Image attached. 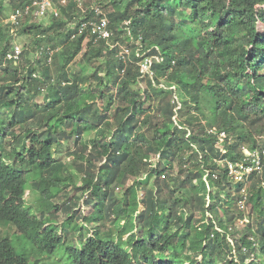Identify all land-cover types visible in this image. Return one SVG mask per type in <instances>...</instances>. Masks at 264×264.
Instances as JSON below:
<instances>
[{
  "label": "trees",
  "instance_id": "trees-1",
  "mask_svg": "<svg viewBox=\"0 0 264 264\" xmlns=\"http://www.w3.org/2000/svg\"><path fill=\"white\" fill-rule=\"evenodd\" d=\"M30 1L0 0V225L13 226L35 257L2 238L0 264H57L50 258L61 249L66 264H264V157L243 210L244 184L216 163L239 160L243 147L264 150V0H109L119 7L107 14L110 43L130 55L122 64L119 47L90 40L84 57L99 63L91 77L67 72L84 41L70 39L75 31L67 26L80 13L68 3L48 26L24 23L14 31L34 36L36 50L55 51L60 38L57 80L44 56L40 76L28 61L20 66L25 51L17 62L5 60L13 36L5 12ZM144 57L157 58L152 78L139 71ZM97 99L106 101L103 113L92 110ZM154 100L155 109L145 108ZM213 128L226 134L224 154L206 133ZM70 142L65 164L61 149ZM28 188L37 206L25 202ZM67 188L80 196L53 204L65 213L58 227L43 205ZM80 204L92 212L78 223ZM103 220L115 230L102 232ZM90 224L94 230L74 243Z\"/></svg>",
  "mask_w": 264,
  "mask_h": 264
},
{
  "label": "built area",
  "instance_id": "built-area-1",
  "mask_svg": "<svg viewBox=\"0 0 264 264\" xmlns=\"http://www.w3.org/2000/svg\"><path fill=\"white\" fill-rule=\"evenodd\" d=\"M68 3L75 5V8L80 13V18L77 24L71 25V30L75 32L70 37L71 40L77 37H84V42L93 40V42L102 41L110 49L119 47V50L115 53V57L122 64H125L130 55L129 49L123 46H119L118 43H110L113 34L109 29V19L107 14L103 12V9L99 5L85 6L84 0H31L29 3L13 10L8 18L7 23L10 24V33L14 34V31L22 24H30L35 20L46 18L48 15L52 18L60 17V7L66 6ZM57 4V6H55ZM87 15L89 17H87ZM125 22L124 25H127ZM129 36V32H127ZM40 56L45 57L46 64H51L55 51L48 47H41L39 50ZM22 54V48L16 44H12L9 51L6 52L5 60L11 62H17L20 60ZM157 60L156 57H144L138 62L139 71L144 76L152 78L153 72L150 67L153 60ZM123 69L121 70V73ZM170 90H175V87H170ZM176 97V96H175ZM172 102L176 103L177 108H180L178 99H173ZM207 134L215 135L218 139L216 148L224 154L222 143L226 138L225 132H218L214 128L206 130ZM264 157V150L250 151L247 147L242 148V157L236 161H229L227 159L217 160L216 163L220 168L226 171L227 177L234 183H243L242 189L243 198L238 201L237 206L240 210L245 208V192L250 183L252 176L260 177L263 173L262 158ZM207 175L204 177L206 180ZM212 179H216L215 173L211 174ZM206 188L209 190L208 183L206 182Z\"/></svg>",
  "mask_w": 264,
  "mask_h": 264
},
{
  "label": "rangeland",
  "instance_id": "rangeland-1",
  "mask_svg": "<svg viewBox=\"0 0 264 264\" xmlns=\"http://www.w3.org/2000/svg\"><path fill=\"white\" fill-rule=\"evenodd\" d=\"M84 2L86 3V6H90V5H99L102 7L103 9V12L105 14H108L110 12H113L114 10H117L119 7L116 6V8H114L111 4H109V0H84ZM8 4V3H7ZM55 6H57V4H55ZM6 13V19H4V23H7V18L9 16V12H5ZM60 18V17H59ZM52 20V16H47L46 18H43V19H38V20H35L33 21L31 24H34V25H42L43 27H46L50 24ZM68 29L71 28V25H68L67 26ZM56 37H52V39H55ZM59 40L60 38H58V41H57V47H55V54L53 56V60L51 62V64H46L48 66V69H49V72L51 74V76H53L54 78H56L57 80V73L59 72V69L61 68L62 66V60L59 59L58 55L60 54V50L58 51L56 48L60 47L61 44L59 43ZM89 43V41H86L83 43V47H82V51L77 55V57L73 60V62L67 67V72L70 73V75H73V74H86L87 76L91 77L90 75L92 74V71L94 69V67H97L98 66V62L96 61H92L91 64H88L87 62V59L84 57L85 56V53L87 51V44ZM10 44H16L18 46H20L22 48V51H25V54L23 56V59L21 60L20 62V66H27V63L26 61H28L31 65L35 66V68H37L38 72V76H40V70H42V66H43V62H44V58L43 56H40L39 55V52L35 49V46H34V36L32 35H20L19 33L18 34H15L13 36H11V40H10ZM60 49V48H59ZM43 61V62H42ZM28 63V64H29ZM7 64V63H6ZM5 63L3 64V66L6 65ZM101 72V74H103L102 71H99ZM1 70H0V74H1ZM88 83V85L90 86V88L93 90V89H96L97 86H99V84H97V82L93 79V78H89L88 81L86 82V84ZM146 81L145 79L139 81V85L141 86V88H146ZM172 87V86H170ZM170 87H168V89L170 90ZM101 90H104L103 88V85H100L99 87ZM134 88V87H133ZM137 87H135L136 89ZM159 88H164L166 89L167 87H165L163 84L161 86H159ZM44 90L46 91L45 87H44ZM173 91V90H171ZM109 94V92H107ZM45 94L44 93H40L38 94V102L39 104H42V97L44 96ZM177 97H175L174 95L172 96V99L176 100L179 99L178 95L176 94ZM166 101V100H165ZM106 104V101H100V100H96L94 102L91 103V106H92V110H96V111H99V112H102V109L104 108ZM160 103H158L157 100H154V101H151V103H146L145 104V108L147 106H151L152 109H155L156 106H158ZM180 105V103H179ZM178 105H176L174 111H178L179 109H176ZM111 111V109H110ZM113 113V111H112ZM176 117L178 119V114L176 113L175 117H173V120L176 121ZM262 124H264V121L262 122ZM68 128V127H67ZM261 141H263V138L261 139ZM71 144L72 142H70L69 146L68 144H64L62 145V149H61V152H62V155H61V158H62V162H65V164H70L72 162V158L71 157H68L67 155V150L68 149H72L73 147H71ZM73 150V149H72ZM177 168L178 166H175L173 168V171L170 173V176L171 177H174L175 174L177 173ZM71 172L74 171L73 168L70 169ZM133 180V178H132ZM29 189V188H28ZM249 189V188H248ZM118 193L115 194L117 197H120L123 190L121 188H118L116 190ZM183 192V190H181ZM64 192V193H63ZM56 199L51 201V202H48L49 204L46 206L43 205L44 208H46V210H48L49 212V215L50 218H55V221L54 223L57 224L58 227H60L62 225V223L64 222V218H65V213L63 211H55L54 210V205H60L62 203L65 202V200H67V197L68 199L72 198L73 196H75L76 198H78L80 196L79 193H76L74 192V190L72 189H65V190H61V191H58V193L56 194ZM63 195H66L64 197H62ZM139 198H142L143 197V191H140L139 192ZM24 200L26 203L28 204H36L37 206V201H38V195L35 194L34 192H32V190H28L24 196ZM54 204V205H53ZM77 207V206H76ZM75 208V207H74ZM73 209V208H72ZM76 218H75V221L78 222V223H81L82 220H81V216H88L91 212H92V207H88V208H85L83 207V205H79V208H76ZM197 217H199V214H197ZM246 219L245 218L244 220H242L240 223H238V230H241L244 226V224L246 223ZM112 220V218L110 219ZM102 232H107V231H114L115 230V227L112 226L113 225V222L109 221V220H103L102 221ZM120 225H122V223H120ZM95 224H90L88 225V229H82L79 233H77V237H79L81 235V237H79L78 240H76V237L75 236H72L70 235L69 238L72 239V240H76L74 243L77 242V244L80 243L81 239L85 238L87 236V234L89 233V229L91 228V230H94ZM2 238H9L12 243H13V247L15 248V250H17L18 253H23L25 254L26 256H28V254L31 255V246L29 245V243L27 242V240L16 233L15 231V228L13 226H9V225H0V239ZM123 240H125V237L123 238ZM35 256H32L31 255V258H34ZM33 260V259H32ZM31 260V261H32ZM50 260L54 263H57V264H66V256L64 255V252L63 250H59L58 252H56L53 256H51ZM200 260V258H199Z\"/></svg>",
  "mask_w": 264,
  "mask_h": 264
},
{
  "label": "crops",
  "instance_id": "crops-1",
  "mask_svg": "<svg viewBox=\"0 0 264 264\" xmlns=\"http://www.w3.org/2000/svg\"><path fill=\"white\" fill-rule=\"evenodd\" d=\"M57 8H58V6H57ZM61 7L59 6V9H60Z\"/></svg>",
  "mask_w": 264,
  "mask_h": 264
}]
</instances>
